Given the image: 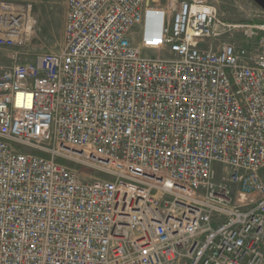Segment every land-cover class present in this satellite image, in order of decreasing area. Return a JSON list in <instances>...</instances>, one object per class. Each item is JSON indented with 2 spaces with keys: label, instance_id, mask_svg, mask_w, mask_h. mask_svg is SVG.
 <instances>
[{
  "label": "built area",
  "instance_id": "built-area-1",
  "mask_svg": "<svg viewBox=\"0 0 264 264\" xmlns=\"http://www.w3.org/2000/svg\"><path fill=\"white\" fill-rule=\"evenodd\" d=\"M35 24L0 2V264H264V21L66 0L22 62Z\"/></svg>",
  "mask_w": 264,
  "mask_h": 264
},
{
  "label": "rangeland",
  "instance_id": "rangeland-1",
  "mask_svg": "<svg viewBox=\"0 0 264 264\" xmlns=\"http://www.w3.org/2000/svg\"><path fill=\"white\" fill-rule=\"evenodd\" d=\"M3 0H0V2ZM33 5L36 20L34 30L25 37V44L13 51L20 61L34 62L39 55L62 50L66 16V0H13ZM155 9H162L176 0H146ZM181 1V0H180ZM219 7L229 21H264V0H206ZM141 30H138V35ZM138 38V36H137ZM8 53L0 49V64L10 65ZM151 55L157 56L156 53Z\"/></svg>",
  "mask_w": 264,
  "mask_h": 264
}]
</instances>
